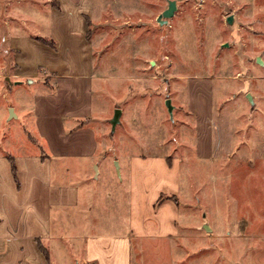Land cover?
<instances>
[{
    "label": "rangeland",
    "instance_id": "rangeland-1",
    "mask_svg": "<svg viewBox=\"0 0 264 264\" xmlns=\"http://www.w3.org/2000/svg\"><path fill=\"white\" fill-rule=\"evenodd\" d=\"M175 1L174 16L161 22L170 0H0V138L21 132L40 81L52 88L44 60L91 66L93 114L83 123L96 129L100 147L116 158L180 162V233L135 238L132 264H264V63L257 60L264 62V0ZM12 35L25 37L18 43L29 51L25 61L40 67L32 77L39 83L10 94L25 81L14 76ZM11 107L19 118H9ZM116 108L122 114L112 130ZM30 125L25 138L41 142ZM41 245L50 264H83L70 231Z\"/></svg>",
    "mask_w": 264,
    "mask_h": 264
},
{
    "label": "crops",
    "instance_id": "crops-1",
    "mask_svg": "<svg viewBox=\"0 0 264 264\" xmlns=\"http://www.w3.org/2000/svg\"><path fill=\"white\" fill-rule=\"evenodd\" d=\"M21 38L12 35L11 45L19 51L14 76L25 81L17 79L10 94L39 83L32 77L40 66L25 61L29 51L18 44ZM25 44L29 50L30 42ZM44 61L49 74L42 77L51 78L52 88L40 81L43 89L25 109L21 132L0 138V262L50 264L38 242L49 244L70 231L83 264H132L135 238L180 233V162L172 158L170 163L161 154L122 159L104 151L96 129L83 123L93 114L92 67L63 66L59 58ZM29 124L40 144L25 138ZM115 159L119 186L113 182ZM102 175L108 178L103 188L98 187ZM102 223L110 226H97Z\"/></svg>",
    "mask_w": 264,
    "mask_h": 264
},
{
    "label": "water",
    "instance_id": "water-1",
    "mask_svg": "<svg viewBox=\"0 0 264 264\" xmlns=\"http://www.w3.org/2000/svg\"><path fill=\"white\" fill-rule=\"evenodd\" d=\"M176 10H177V3H176V1L175 0H170L168 8L165 9L162 12V14H160L158 16V20L161 21V22H166L167 20H163V16L166 17V18H170V17L174 16ZM226 21L229 24H234L235 14L229 15L227 17ZM226 45H228V44H226ZM257 60L261 64L264 63L261 57H258ZM247 97H248V99H249V101H250V103L252 105V108H255V101H254L253 95L251 93H248L247 94ZM166 105L168 107L169 112L172 113L174 106L172 105L171 98H167L166 99ZM121 114H122V109L121 108H116L115 109V112H114V115H113V117L110 120L111 121V124H112V130H114L116 128V125L120 122ZM16 115L17 114L14 112V109L11 107L10 108L9 118L16 117ZM115 165L117 167L118 173L120 174V165H119L118 160L115 161ZM205 228L207 230H210L211 229L208 224H205Z\"/></svg>",
    "mask_w": 264,
    "mask_h": 264
},
{
    "label": "trees",
    "instance_id": "trees-1",
    "mask_svg": "<svg viewBox=\"0 0 264 264\" xmlns=\"http://www.w3.org/2000/svg\"><path fill=\"white\" fill-rule=\"evenodd\" d=\"M50 43H51L52 46H55V42H54V41H52V42H50ZM14 168H15V167H14ZM39 243H41V241H40ZM41 248H42V251L45 253V255H46L47 257H49V252H48L47 248L44 247V246H42V245H41Z\"/></svg>",
    "mask_w": 264,
    "mask_h": 264
}]
</instances>
